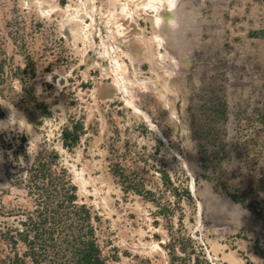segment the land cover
<instances>
[{
	"label": "rangeland",
	"instance_id": "obj_1",
	"mask_svg": "<svg viewBox=\"0 0 264 264\" xmlns=\"http://www.w3.org/2000/svg\"><path fill=\"white\" fill-rule=\"evenodd\" d=\"M0 122V264H264V0H0Z\"/></svg>",
	"mask_w": 264,
	"mask_h": 264
},
{
	"label": "trees",
	"instance_id": "obj_2",
	"mask_svg": "<svg viewBox=\"0 0 264 264\" xmlns=\"http://www.w3.org/2000/svg\"><path fill=\"white\" fill-rule=\"evenodd\" d=\"M63 136L76 140V135L67 131L63 132ZM67 198L71 200L73 197ZM72 214L77 219L82 216L85 221L89 218L82 209H74ZM64 215L71 221L70 213ZM23 236L26 252L14 255L7 264H28L27 260L30 264H109L103 259L91 229L86 233L78 227L68 225L61 231H34L31 240L29 234Z\"/></svg>",
	"mask_w": 264,
	"mask_h": 264
},
{
	"label": "clouds",
	"instance_id": "obj_3",
	"mask_svg": "<svg viewBox=\"0 0 264 264\" xmlns=\"http://www.w3.org/2000/svg\"><path fill=\"white\" fill-rule=\"evenodd\" d=\"M36 2L39 3L40 0H36ZM50 10H51L50 8H49V9H43V10H42V14H43V15H46L47 12L50 11ZM12 119H13V116H12V112H11V114H10V116H9V119H8L7 123H8L9 121H11ZM24 119H25V118H24ZM25 120H26V119H25ZM7 123H6V124H7ZM0 124H4V123H3V122H0Z\"/></svg>",
	"mask_w": 264,
	"mask_h": 264
}]
</instances>
